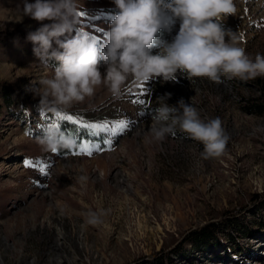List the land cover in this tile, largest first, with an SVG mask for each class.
<instances>
[{
	"label": "rangeland",
	"instance_id": "rangeland-1",
	"mask_svg": "<svg viewBox=\"0 0 264 264\" xmlns=\"http://www.w3.org/2000/svg\"><path fill=\"white\" fill-rule=\"evenodd\" d=\"M23 3L0 0V91L8 86L13 99L0 110V264H57L50 254L28 256L41 219L54 208L68 214L72 232L84 231L82 247H72L84 257H74L72 264H264V209H246L252 194L264 193V113H246L241 107L251 98L264 102L257 78L222 77L217 84L180 72L170 81L129 77L119 97L101 84L92 96L61 113L104 126L103 145L87 141L81 150L62 156L39 143L56 113L40 107L37 92L56 67L51 61L45 65L27 39L29 32L51 21L23 15ZM78 3L82 22L60 39L83 27L102 47L110 10L117 11L113 0ZM236 8L222 26L234 32L250 56L264 55V0H236ZM178 30L177 21L157 41L172 42ZM106 68L101 61L102 76ZM161 98L170 106L181 99L192 104L202 119L218 117L230 137L225 152L205 159L203 143L178 128L156 140L151 128ZM25 160L33 166H25ZM93 212L101 223H87ZM231 221L235 231L244 229L234 242ZM209 223H216L218 239L200 250L192 236ZM229 245L247 250L238 255L239 249Z\"/></svg>",
	"mask_w": 264,
	"mask_h": 264
},
{
	"label": "clouds",
	"instance_id": "clouds-1",
	"mask_svg": "<svg viewBox=\"0 0 264 264\" xmlns=\"http://www.w3.org/2000/svg\"><path fill=\"white\" fill-rule=\"evenodd\" d=\"M117 11L112 16L104 45L83 27L66 40L84 14L78 0H24L22 13L42 24L27 39L33 51L46 65L54 59L58 66L51 78L43 79L40 107L57 113L94 94L103 84L119 97L126 81L148 82L158 77L176 80L177 73L202 77L215 82L239 78L247 81L264 76V55L250 56L239 46L237 37L222 26V21L237 11L236 0H113ZM179 22L172 42L157 41L161 30L171 32ZM226 37L228 39H226ZM53 42L58 46L53 48ZM153 49H158L153 54ZM107 65L102 76L99 65ZM170 97L171 94H166ZM154 115L151 132L158 141L174 134L177 128L203 143L205 158L221 156L230 137L216 118L202 119L192 104L182 99L170 106L161 98ZM182 110V111H181ZM42 147L53 152L71 149L75 139L54 126L43 129ZM83 179V178H82ZM97 213H90L87 223H101Z\"/></svg>",
	"mask_w": 264,
	"mask_h": 264
},
{
	"label": "trees",
	"instance_id": "trees-1",
	"mask_svg": "<svg viewBox=\"0 0 264 264\" xmlns=\"http://www.w3.org/2000/svg\"><path fill=\"white\" fill-rule=\"evenodd\" d=\"M111 13L114 15L116 10H110ZM166 34L165 30H161V32L158 34L157 38H161ZM23 35H26V32H23ZM51 61L54 64V67L58 66V62L54 59L48 60ZM257 85L260 87L261 92L264 94V78L257 77L256 79ZM0 99L2 100V103L0 102V110L6 106L9 107L13 104L12 99V92L11 89L8 86H5L0 91ZM258 98H251L245 100L246 102L242 104V109L246 113L250 114H263L264 113V102L259 103ZM52 115V113H50ZM76 119V118H75ZM77 120V119H76ZM77 124H73L71 121H60L62 128L61 130L64 131L67 135L72 136L75 139V146L71 149H60L57 151L62 156L69 155L76 150H81L82 147H85L87 144V141L96 142L102 144L103 141V135L100 128L97 129H91V128H85L83 127V124H92L86 121H79L77 120ZM256 206L257 208H263L264 209V193H255L250 196V205L246 206V209H250L251 207ZM226 218V217H225ZM231 223V224H230ZM236 224L233 223V221L229 222V226H231V241L234 242L235 239H237L238 236H243L244 229H240L239 231L235 229ZM247 227H250V225H247ZM193 242L194 246L199 248L200 250H205L206 248L212 247L215 245V243H210V239H218V229L216 228V223H209L205 227H202L200 230L194 232L193 236ZM239 249L237 250L238 255L239 252H246V247H239V246H228V249ZM179 248H175L173 250L177 251ZM221 258V257H220ZM222 259V258H221ZM170 264V263H166Z\"/></svg>",
	"mask_w": 264,
	"mask_h": 264
},
{
	"label": "built area",
	"instance_id": "built-area-1",
	"mask_svg": "<svg viewBox=\"0 0 264 264\" xmlns=\"http://www.w3.org/2000/svg\"><path fill=\"white\" fill-rule=\"evenodd\" d=\"M69 219L68 214L60 209L49 210L41 219L39 234L33 238V242L30 241L28 256L44 258L50 254L57 264H72L76 261L74 257L82 259L84 255L76 256L72 247L74 243L82 247L84 231L72 232Z\"/></svg>",
	"mask_w": 264,
	"mask_h": 264
},
{
	"label": "snow or ice",
	"instance_id": "snow-or-ice-1",
	"mask_svg": "<svg viewBox=\"0 0 264 264\" xmlns=\"http://www.w3.org/2000/svg\"><path fill=\"white\" fill-rule=\"evenodd\" d=\"M82 15H84V14H82ZM142 102L143 101H141V103ZM60 121H71L73 124H77L78 123V121L72 115H65V114H63L61 112H57L55 114V117L52 118L51 122H49V123L46 124V127L45 128H47L49 126H54L57 129L61 130L62 125H61ZM119 126L121 128H126L127 127V124L124 123V122H120V125ZM83 127H85V128H91V129H97V128H101V127H104V126L97 125V124H83ZM109 144H111V141H109ZM85 151H86V154H88V155H91L92 154V152L90 150H87L86 149ZM53 152L55 153L57 151L54 150ZM74 154L80 155L82 153L81 152H76ZM24 163H25V166H33V161H31V160H25ZM41 171H43V167H41Z\"/></svg>",
	"mask_w": 264,
	"mask_h": 264
}]
</instances>
